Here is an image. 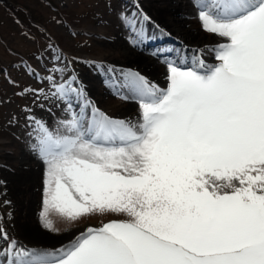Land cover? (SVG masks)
Wrapping results in <instances>:
<instances>
[{
    "label": "snow or ice",
    "instance_id": "6c2138e0",
    "mask_svg": "<svg viewBox=\"0 0 264 264\" xmlns=\"http://www.w3.org/2000/svg\"><path fill=\"white\" fill-rule=\"evenodd\" d=\"M194 6L202 30L227 42L153 53L167 67L166 88L94 66L113 95L138 104L135 122L100 111L75 73L64 79L63 53L47 46L53 67L44 66V79L66 118L51 130L27 117L45 165L42 227L59 233L54 218L69 228L128 219L87 227L55 249L21 245L0 223V264H264V0ZM133 7L118 17L133 47L171 37L138 0ZM209 52L218 64L206 63Z\"/></svg>",
    "mask_w": 264,
    "mask_h": 264
},
{
    "label": "rangeland",
    "instance_id": "374dc122",
    "mask_svg": "<svg viewBox=\"0 0 264 264\" xmlns=\"http://www.w3.org/2000/svg\"><path fill=\"white\" fill-rule=\"evenodd\" d=\"M128 7L129 0H0V146H16L24 153L19 157L17 167L10 164L9 159L13 155L0 153V223L4 224L12 238L17 241L19 238L21 245L38 248L24 243L25 240L29 241V237L23 233L20 225L25 224L22 223L26 216L30 217L34 227L45 236L44 238H50L52 241L56 237L53 245L68 244L87 227L98 228L110 220L128 219L115 215L91 217L69 228L58 218H54L56 227L61 229L59 233L43 228L40 213L45 165L31 149L38 133L34 131L32 122L27 120L28 116H35L37 120L44 121L49 129L55 130L58 121L66 118L64 104L52 96V88L44 79L49 75L42 70L44 66L53 67L47 46H50L52 51L63 53L60 66L65 62L68 64L64 79L67 80L75 73L85 87L88 98L100 111L113 119L133 122L139 119L138 104L133 100H123L113 95L105 86V77L94 67L104 64L118 70H133L146 77L152 84L160 88L167 87V68H164L163 77L152 80L144 68L126 69L112 56L116 38L121 39V42L130 41L129 31L118 19L120 13L127 11ZM199 30L205 32L201 26ZM215 40L217 43L213 48L227 42L226 38L217 36ZM173 48L178 50L179 46L167 40L164 44L156 45L153 50ZM214 56L212 53V64L209 65L219 63ZM159 62L164 64L160 59ZM24 64L35 69L40 79L29 75L23 68ZM164 66L166 67L165 64ZM56 80L57 83L61 82L59 75ZM36 92H39V95H36ZM108 96L113 98H107ZM133 102L136 106L131 107L134 109L131 110L127 104ZM30 165L34 168L33 181L27 188H31V197L23 199V192L21 199L15 198L11 187L18 183V175ZM18 189L20 188L17 187L16 190ZM5 201L11 203L5 204ZM17 207H20L19 212ZM21 208H24V212ZM0 247L3 251L7 245L0 241Z\"/></svg>",
    "mask_w": 264,
    "mask_h": 264
},
{
    "label": "bare ground",
    "instance_id": "6f19581e",
    "mask_svg": "<svg viewBox=\"0 0 264 264\" xmlns=\"http://www.w3.org/2000/svg\"><path fill=\"white\" fill-rule=\"evenodd\" d=\"M138 2L140 4V7L143 9V12L146 13L148 16H150L152 21L155 22V24L159 25L162 29H165L167 32L171 33V37L166 39L150 40L146 43V45L143 48L133 47L130 41L121 42V39L116 38V46L112 56L116 57L117 60L120 62V64L124 66V68L139 69L140 67H142L145 69L144 71L147 74L149 73L148 74L149 78H151L152 80L157 78L160 79L161 77H163L162 73L164 71V68L167 67H165L164 64H161L159 62L157 56L153 55V53L158 52L157 50H153V48L156 45L164 44V42L168 40L175 42L179 46V48L182 43L189 49H205V48L211 49L217 43V41L215 40V36H211L210 34L199 30L201 23L197 18V9L194 6V0L193 1L138 0ZM129 3H130V7L127 8V12L135 11V8L133 7V0H129ZM151 31L153 30L150 29L149 34ZM124 55H126V57H124ZM211 55L212 53L210 52L206 53L205 55V60L207 64H212V62L210 61ZM107 98L112 99L113 97L108 96ZM117 101L119 102L120 100ZM133 103L127 104V106L131 110H134L131 107L136 106L135 102ZM0 153L2 154L8 153L13 155L14 157L11 156L9 160H10V164L14 165L15 167H17V164L19 162L18 161L19 157L24 155L23 150L16 146H9L8 148H2L0 146ZM35 165L37 164L35 163ZM32 168H33L32 165H30L29 168L27 167L24 168L20 176L18 175V181H17L18 183L14 184L11 187L12 191H14L13 195L15 198L21 199L23 192H24V196H22L23 199H27L29 196L31 197V193H30L31 188L29 190L27 188L30 185V182L33 181L32 176L34 174V168L33 169ZM14 182L16 183V181ZM17 187H19L20 189L16 190ZM22 188L26 190H23ZM19 209L20 207H17V211ZM22 210L24 212V208ZM24 220L25 221H23L22 224L24 223L25 224L20 226L23 233H26L29 237L30 243L29 241H26L24 239L25 240L24 243L26 245L28 244L31 247L38 246V249H44V248L55 249L58 248L60 245H62V244L53 245L54 241L57 240L56 237H54L52 241L50 238H44L45 236H43L42 233L36 230L29 216L24 217ZM16 237L18 238L19 236H17L16 234ZM18 241L20 242L19 238ZM0 252H2L1 247H0ZM4 259L5 257L3 255H0V260H4Z\"/></svg>",
    "mask_w": 264,
    "mask_h": 264
}]
</instances>
